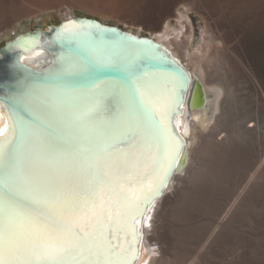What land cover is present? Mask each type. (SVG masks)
I'll return each mask as SVG.
<instances>
[{"label": "snow or ice", "instance_id": "1", "mask_svg": "<svg viewBox=\"0 0 264 264\" xmlns=\"http://www.w3.org/2000/svg\"><path fill=\"white\" fill-rule=\"evenodd\" d=\"M102 66L92 59L70 65L65 71L94 78L45 92L64 123V143L41 138L30 144L29 124L13 112L7 136L9 125L0 126V186L7 189L0 193V264H124L105 231L159 191L163 160L178 154L166 123L178 98L156 95L140 77L129 79L119 110L103 121L105 92L96 76ZM120 137L130 141L127 149L116 147L124 142ZM150 173L147 186L140 182L137 189V177ZM17 185L30 203L18 202Z\"/></svg>", "mask_w": 264, "mask_h": 264}, {"label": "bare ground", "instance_id": "2", "mask_svg": "<svg viewBox=\"0 0 264 264\" xmlns=\"http://www.w3.org/2000/svg\"><path fill=\"white\" fill-rule=\"evenodd\" d=\"M17 1L19 2V0H14V1L9 0L8 2H6L7 3L6 5L12 8V9L10 8L11 11H14L15 9L14 11L15 13L11 12L12 14L14 13V15L12 16L13 18L9 17V20H6L5 22L0 21V28H2L3 26H7L10 23V21H12L13 19L15 20L20 16L21 17L25 15L27 16L33 13V10L32 11L29 9L23 10L25 8H23L22 10H18L19 8H22V6L17 9L16 8L17 7L16 5L18 3ZM67 1L68 4L70 3V5L73 7L86 9L95 14L110 15L111 17H115L117 18L118 21L125 24H129L132 26L143 24L137 18H133L125 14L109 11L107 6L105 5L106 2H104V0H67ZM179 1H183V0H174L173 4L169 8H166L155 21L143 25L147 30L150 31L148 33V36L152 37L153 40L165 46L171 52V54L175 56L177 60H179V62L186 68V70L190 73L191 76V82L185 96L182 114L178 116V123L180 124L178 128L185 140V146L182 150L183 151L182 156L184 158V161L176 166L173 176L170 179L169 185L160 193L159 197H157L155 200L151 202V204L149 205L147 211L145 212L141 220L142 242L140 244L139 255L135 260L134 264H193V262L191 261L188 262V260H190L188 258V255L189 254L192 255L193 252H195L196 255L199 253V251L201 254H203L202 252L206 250H204L205 248L204 249L202 248L205 247L207 244L210 245L212 244V242H214L212 239L217 232L219 233L220 228H225L226 226H229L231 227V229L242 231L244 233V234L242 233V235L246 236V239H248L247 240L248 243H251L252 235L255 234L254 229H256V228L253 229L251 224L245 225L241 223L243 224V226H239L238 223L236 224L233 223L235 220L232 221V218L229 217L230 216L229 213L232 206H234L236 200L239 197H241L240 195L242 194V192L246 189L249 183L252 180H254L253 178H256L255 177V175H257L256 172L259 173L258 175L261 174L260 173L261 170L258 172L259 170L258 168L255 169L256 171L254 170L249 175L244 177L245 183H243L244 185L242 186V189L240 188V190L237 191L238 193L237 194L235 193L236 195L234 196L232 201L228 202V204L225 205L224 207H221L222 209L219 211V213L214 215V217L208 218L205 224L206 227L202 229V231L200 230L201 232L198 235V240H196L195 243L197 245L198 242L202 250L198 249L197 247L196 248L193 247V249L190 248V250L188 251L186 250L184 251V249L182 251L176 249L177 252H179L176 253L175 250L177 243L176 239L167 233L168 230L166 231V228L168 226L167 222L169 220L168 212H170L169 210H170L171 200L179 196L183 190H186L188 188L189 186L188 181H190L188 180V178L189 177L191 178V174L194 175L195 177L196 173L197 175L201 173V172L198 173L199 170L203 171V167L206 166V162H207L206 155L207 153H209L208 150L211 147L210 142L215 138V135L219 134L220 128L223 129L225 128L224 126H226V128L231 127L232 133L230 134H232L231 135L232 138L237 140L238 142L239 140H242V138H245L246 137L245 134L248 133L253 138H255V140L257 139L256 144H259L260 142L261 143L263 142L264 144V81L259 80L258 78L260 76L256 78L253 74H250V72H248V70L246 69L248 73L247 72L245 73L244 71L246 75L245 78L252 85L251 86L252 93L250 94L249 104L247 103L248 105L245 104L244 103L245 101L243 100L239 101L235 97V93H234L235 78H233V76L235 77L241 74V69H242V68L240 69L241 61L238 59L237 57L238 55L236 56L237 53H235L234 49L227 44L224 37L219 33L217 26L214 24L207 25L206 28L202 30V32L200 33L201 37H197L193 25L190 21V17L187 14V10L186 9L185 11L181 10L179 13H177V11H175L174 9L175 4H177ZM196 2L194 0L189 2L185 1V5L188 7V9H193L194 11H196L198 8V4ZM0 3L2 2L0 1ZM3 3L0 4V7L3 6ZM12 4H16L14 5L15 6L14 8ZM0 13H1V9H0ZM179 16H182L183 18ZM73 17L75 16L67 15V14L65 17H63L62 19L63 21L61 20L62 28L57 35H61V33H68L66 31L67 29H75V31L71 33H79L89 28L90 26L89 24L83 23L82 25H78V20L72 21L71 18ZM175 17L178 18L174 20V22H171V19ZM12 29H13V34L11 36V40L13 43L10 44L9 49L15 52L17 51L20 52V58L22 62L30 66L32 69L34 70L46 69L49 71L51 69L50 68L51 55L48 52V50H46L41 44V43L43 44L45 43V36L41 35L42 34L41 33L38 34L37 37H33L30 34H28L29 30L27 29H19L15 27H13ZM121 29L126 30L127 32L137 36L145 35V33L139 30L134 32L131 28L129 29L121 28ZM50 30L51 28L46 30L43 29L41 31L45 34ZM59 62H60V70L67 69L70 65L76 64L75 60L72 62V60L68 58H64V61L63 59H60ZM252 67L253 66H251V68ZM52 68L55 70L54 67ZM254 68H256V66ZM1 70H2V66H0V71ZM257 72L261 73L260 70L258 69ZM195 82H197L202 87L204 99L201 106L189 107L188 98L190 97V93L192 91ZM40 89H38V87L33 88L32 86L30 89L32 95L30 96L28 94L24 96V98H22L23 101L22 103L24 104L27 111L34 118H36L37 121H40L41 123L47 125V127H51L53 128L54 131H58L65 136L66 133H65L64 123L62 122L61 119H59L57 115H55L52 105L48 103L45 98V92L50 93L54 89L51 90L43 89L45 91H40ZM120 90H122V87L120 88ZM104 92L105 95H104L103 103L106 105L107 110L101 114L100 119L103 121H110L108 116L109 113H111V111L115 109V107L116 108L120 107L121 91H118V93L116 94H112L111 92L107 93L109 92V89H106ZM155 94L159 96L166 95L161 92L160 93L155 92ZM10 112L15 113L10 108L2 105V103L0 102V126H3L5 124L9 125L8 129L5 131V136H7L8 132L11 130V122L8 118ZM15 114L21 117L22 119H24L29 124L32 130V135L28 137V142L30 144L39 143L41 138H48L57 144L64 143L63 139L47 131L39 124L28 121L26 120V118H23L17 113ZM233 115L235 116V118L233 117ZM245 118L247 119L244 122H242ZM241 125L243 131L240 130L239 128ZM195 130H197L198 133L195 134L194 133ZM120 139L124 142L117 144L116 147L121 149H127L130 141L124 140L123 137H120ZM223 141H225V139ZM172 143L174 145V141H172ZM219 143L217 144L219 145ZM220 145H222V143H220ZM261 147L264 150V146H260V148ZM254 152L255 151H253V153ZM260 154L261 153H259V155ZM259 155L257 158H254V160L256 159L255 161L252 160L254 162L252 166L255 165V163L257 162L259 163L258 165L260 166L263 163L264 154L262 155V157L261 156L259 157ZM164 162L163 164H165ZM140 171L141 172L144 171L143 166H141ZM162 172L163 171L159 169V176L162 175ZM151 175L152 174L150 173L142 180L138 176L137 177L138 182L134 186L137 189H139L140 182L144 183V185L147 186L149 179H151ZM258 175L257 177L259 178L260 176ZM193 179L194 178H191V180ZM251 184L252 183H250V185ZM13 191L15 192V195L19 203H21L22 205L28 204L23 202L22 199L30 203L29 193L25 190V188L22 185L15 186L13 188ZM0 193H3L1 189H0ZM135 216L136 214L122 218L119 223L108 225L105 231V238L109 240L110 243L114 246L113 250L115 252L120 253L118 259L122 260L124 264L126 263L129 254L133 252V243L135 241L133 220ZM243 239L245 238L243 237ZM247 241L245 240V242ZM253 243H251V245ZM153 245H157V249H155ZM121 248L123 249V252H120ZM247 250L245 248V251ZM245 251L243 250V252H241L239 258L235 257L236 260L223 258L222 256L225 255L226 253L221 256L223 258L221 260H217L218 258L216 259L217 261L215 259L214 261L213 259L211 258L210 259L211 262L213 261L212 264H256L254 261H252L255 260L256 258L251 259L250 257L247 256L249 254V253L247 254L248 251L246 253ZM177 254L178 255L181 254L180 257L177 256ZM237 255H239L238 252ZM200 256L198 257L200 258ZM205 257L208 256L206 255ZM190 258L192 257L190 256ZM262 262L263 261H261V263ZM258 263L259 261L257 262V264Z\"/></svg>", "mask_w": 264, "mask_h": 264}, {"label": "rangeland", "instance_id": "3", "mask_svg": "<svg viewBox=\"0 0 264 264\" xmlns=\"http://www.w3.org/2000/svg\"><path fill=\"white\" fill-rule=\"evenodd\" d=\"M0 1L2 3L5 2L3 6L0 7V21L5 22L9 20V17L11 18L14 15L15 9L11 11L12 8L6 5V2L9 0ZM185 1L189 2L192 0L179 1L175 4L174 9L177 13L181 10H187L196 36L201 37L200 33L202 30H204L207 25L214 24L217 26L219 33L224 37L227 44L237 53L236 56L238 55L237 57L241 61L240 69H242L241 74L235 77L233 76V78H235L234 93L239 101L243 100L245 104H249L252 85L245 78V73L248 70L250 74H253L256 78L260 76L258 79L264 81V0H194L195 2L197 1L196 3L198 4L196 11L188 9L185 5ZM104 2H106L105 5L109 11L137 18L145 25L155 21L166 8H169L173 4L174 0H104ZM14 5L16 4H12L13 8L15 7ZM16 6L17 9L22 6V8L18 10L25 8L23 10H33V13L27 16H20L15 20L13 19L7 26L0 28V48L11 40L13 27L27 29L29 31L38 29L46 30L50 29L53 25L56 26L61 23V20L66 14L96 18L104 23L118 25L123 29L131 28L134 32L139 30L146 35L150 32L143 24L133 26L125 24L110 15L95 14L86 9L73 7L70 3L68 4L67 0H19ZM11 12L14 13L12 14ZM177 18L178 17L172 18L171 22H174ZM250 65L253 67L251 68ZM255 66L261 73L257 72V69L254 68ZM233 117L235 118L234 115ZM246 119L247 118L242 122ZM224 127L223 129L220 128L221 131L219 129V134L215 135V138L210 142L212 148H209V153L206 155L207 162L206 166L203 167V171L199 170L198 173H201L198 175L196 173L195 177L191 174V178L194 179L191 180L190 177L188 178V180H190L188 181V188L183 190L179 196L173 198L170 202V212H168L169 220L167 222L168 226L166 231L168 230L167 233L174 237L178 243H176L175 250L179 249L182 251L184 249V251H188L190 248L193 249V247L201 249L199 243L197 242L198 246L195 243L196 240H198L199 233L206 227L205 224L208 218L214 217V215L219 213L222 209L221 207H224L228 202L232 201L234 196L238 193L237 191H239L240 188L242 189L243 183H245V176L249 175L256 168L259 169L258 172L260 170L264 172V161L261 166L258 165V162L252 166V164H254L253 161L256 160H254V158H257L259 153H261L259 157H262L264 154L263 148L261 147L262 150L260 148V146H264L263 142L256 144L257 139L255 140V138L248 133L245 134V138H242V140L238 142L233 139L231 136L232 134H230L232 133L231 127ZM239 128L243 131L242 125ZM194 133L196 134L198 131L195 130ZM224 139L225 141H223ZM219 142L222 143V145H220ZM217 143H219V145ZM253 151L255 152L253 153ZM261 171L260 173L263 176L261 174L258 175L259 173L256 172L260 177L258 178L257 175H255L256 178H253L254 180L250 182L252 184L250 185L249 183L247 186L248 188L246 187L247 190L245 189L242 192L240 195L241 197H239L237 199L238 201L236 200L234 206H232L231 210H233H230L229 213V217L232 218V221L235 220L233 223H238L239 226L251 224L253 229L256 228L254 229L255 234L252 235L251 238L252 241L254 240V243L252 241V245L248 243V239H246L245 235H242V231L231 229V227L226 226L225 228H220L221 231L218 229L219 233L217 232L215 234L217 237L214 235L216 239L213 237L212 240L214 242L211 241L213 245L207 244L202 248L206 250L202 252L203 254H201L200 251L196 255L195 252H193V254L191 253L193 256L189 254L192 258L195 257L192 260L188 255L190 259L188 262L191 261L193 264H212L214 259L216 260L217 258V260L223 258L236 260L246 248L248 252L245 251V253H249L247 256L251 259L256 258L252 261L256 264L258 261L260 264H264V173ZM243 237L245 239H243ZM245 240L247 242H245ZM153 246L157 249V245ZM236 251L239 255H237ZM176 253L179 252L176 250ZM225 253L229 255L227 254V256ZM180 255L177 254L179 257ZM198 256H200V258ZM210 258L213 259L212 262ZM260 259L263 261L262 263Z\"/></svg>", "mask_w": 264, "mask_h": 264}, {"label": "water", "instance_id": "4", "mask_svg": "<svg viewBox=\"0 0 264 264\" xmlns=\"http://www.w3.org/2000/svg\"><path fill=\"white\" fill-rule=\"evenodd\" d=\"M72 21L78 20V25L89 24V28L79 33H61L57 35L62 28L60 25L51 26V30L45 34L41 29L35 30L30 34L37 37L38 34L44 35L46 42L42 46L48 50L51 55L50 70H34L24 64L20 58V52L9 49L12 40L8 41L0 48V102L2 105L10 108L26 120L39 124L41 127L64 140L65 136L54 131L53 128L37 121L25 108L23 103H17L18 100L26 95H32L31 87L43 89H56L64 84H75L82 86L88 82L89 73L67 72L66 69L60 70V59L68 58L75 65L86 62L87 59L102 62V69L96 76L101 81L100 87L109 89V92L116 94L121 91L127 80H136L140 77L146 81L155 92L167 94L173 92L178 98V102L173 103L172 111L166 121L168 132L174 146L178 144V154L169 156L168 160H163L164 167L160 169L162 184L159 191L140 204V209L133 220L135 241L133 243V252L127 257L125 264H134L139 255L140 244L142 242L141 220L153 200L160 196V193L169 185L174 170L179 163L184 161L182 150L185 146V140L180 133L178 116L182 114L183 104L189 85L191 82L190 73L177 60L171 52L161 43L156 42L148 35L137 36L122 30L115 24H102L90 20L85 16H75ZM51 34V35H49ZM65 65V64H63ZM62 65V66H63ZM61 66V67H62ZM54 67L55 70L52 68ZM179 82L177 83V79ZM40 89V91H45ZM111 89V90H110ZM36 90V89H35ZM38 91V90H37ZM204 99L202 87L195 82L188 98L189 107H199ZM119 108V107H118ZM115 107L109 113L111 120L119 110ZM4 192L6 189L0 186ZM23 202L29 203L22 199Z\"/></svg>", "mask_w": 264, "mask_h": 264}]
</instances>
